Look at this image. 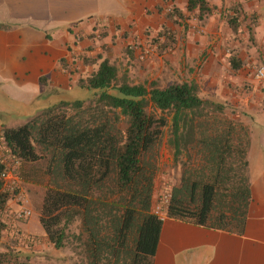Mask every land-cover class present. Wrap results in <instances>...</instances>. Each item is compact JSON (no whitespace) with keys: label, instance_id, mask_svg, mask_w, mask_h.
I'll use <instances>...</instances> for the list:
<instances>
[{"label":"trees","instance_id":"obj_1","mask_svg":"<svg viewBox=\"0 0 264 264\" xmlns=\"http://www.w3.org/2000/svg\"><path fill=\"white\" fill-rule=\"evenodd\" d=\"M214 8L211 0H188L199 20ZM237 20V14L230 18L234 28ZM63 94L26 123L1 132L20 162L47 163L40 221L57 248L79 222L85 264H153L164 220L153 212L161 195L156 159L166 127L182 167L179 182L167 189V217L245 232L250 131L227 103L203 97L193 81L166 87L131 82L109 59ZM9 199L0 183V215ZM4 229L0 217V238ZM6 256L0 253V264Z\"/></svg>","mask_w":264,"mask_h":264},{"label":"crops","instance_id":"obj_2","mask_svg":"<svg viewBox=\"0 0 264 264\" xmlns=\"http://www.w3.org/2000/svg\"><path fill=\"white\" fill-rule=\"evenodd\" d=\"M211 4L215 7L211 15L196 18L205 27L200 34L183 21L193 13L188 0H0V67L22 77L16 84H30L34 93L29 100L12 99L18 104L16 116L32 119L104 59L139 61L142 72L161 65L162 72L179 70L199 83L205 98L227 103L229 110L235 111V104L242 102L248 106L246 112L255 111L256 105L264 104V77L257 76L258 67L253 91L243 95L246 78L240 58L247 44L255 47L260 41L264 48V0ZM236 14L234 28L230 18ZM162 33L172 40L166 41ZM9 112L0 108V135L5 126L15 127L6 123ZM246 112L235 117L248 116ZM258 114L264 124V114ZM250 137L252 198L245 232L166 217L153 264H264V132L257 135L252 125ZM20 235L32 237L23 231Z\"/></svg>","mask_w":264,"mask_h":264},{"label":"rangeland","instance_id":"obj_3","mask_svg":"<svg viewBox=\"0 0 264 264\" xmlns=\"http://www.w3.org/2000/svg\"><path fill=\"white\" fill-rule=\"evenodd\" d=\"M183 21L193 32L205 33V27L199 24L193 13H187ZM256 44V48L247 44V48L244 49V58H240L243 61L242 75L246 78L241 93L245 96L250 94L254 89L253 87L257 80L254 76V71L258 67H264V48L260 41H257ZM235 49L237 50V48ZM158 52L159 49L155 51V54ZM114 63L118 67L120 75L127 76L134 83L150 84L155 82L159 87H166L174 82L190 81L189 75H180L179 70H174L173 68H169L170 71L168 72H162V65L158 69H153L151 72H142L143 68L139 64V61H129L127 64H124L116 60ZM0 69L4 70V72H0V108L4 107L10 110L6 123H13L11 126L16 127L26 123L28 120L21 119L22 116H16L15 112L18 104L13 102L12 99H31L34 96V93H32L33 88H31L32 86L30 84H27L28 86H18L16 83L24 80L22 77L2 67ZM260 81H257V83H260ZM196 84L200 88L199 83L196 82ZM256 106L258 108L256 107L257 109L255 111L246 112L248 106L240 102V104H235L234 107L237 108L235 111L232 109L229 111L233 118H236L235 115L239 111H245L249 114L248 116L242 115L241 118L236 119L242 121L249 128V131L252 125L255 126V133L258 135L261 130L262 134L264 132V124H260L258 121V113L264 114V104L261 107L260 105ZM38 113L39 111L36 115ZM169 137V127H166L157 151V197L162 191H166L169 187L178 183L181 175L182 167L180 163H176L174 160V155L169 145ZM2 141L3 139L0 135V158L3 154L5 155V145ZM253 145L254 141L252 140ZM183 160H185V157L182 158ZM46 167L47 163L43 159L34 163L20 162L19 172L21 184L17 194L24 195L27 201L26 203H21L18 201L16 194H10L8 204L0 215L2 221L5 223V229L0 238V253H6L7 255L3 264H85V258L81 253L80 241L76 238L80 232L79 222H75L68 227V237L65 246L63 248H57L47 236L44 226L40 221L41 207L49 181V177L46 174ZM23 207L31 210L32 215L30 218H17V212ZM17 227L21 231L17 232ZM22 231L30 233L34 239L32 241L27 240L20 235Z\"/></svg>","mask_w":264,"mask_h":264},{"label":"built area","instance_id":"obj_4","mask_svg":"<svg viewBox=\"0 0 264 264\" xmlns=\"http://www.w3.org/2000/svg\"><path fill=\"white\" fill-rule=\"evenodd\" d=\"M258 77H264V67H261L256 72ZM5 155L0 158V183L4 190L10 194H16L17 199L21 203H26L27 199L22 194H17L20 189L21 177H20V161L14 157L11 151L5 146ZM171 200L170 191H162L159 199L153 205V212L161 219L167 217V210ZM32 215L30 209L23 207L17 212V218H29ZM27 240L32 241L34 238L30 236L25 237Z\"/></svg>","mask_w":264,"mask_h":264}]
</instances>
